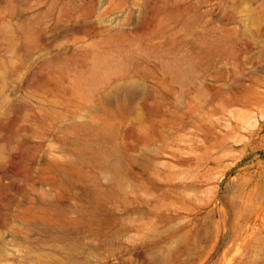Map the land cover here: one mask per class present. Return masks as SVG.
<instances>
[{
	"label": "rangeland",
	"instance_id": "1",
	"mask_svg": "<svg viewBox=\"0 0 264 264\" xmlns=\"http://www.w3.org/2000/svg\"><path fill=\"white\" fill-rule=\"evenodd\" d=\"M97 144L123 180L91 162ZM30 206L110 225L14 219ZM3 213L0 264L75 239L57 264H151L160 236L178 264H249L238 231L264 221V0H0Z\"/></svg>",
	"mask_w": 264,
	"mask_h": 264
},
{
	"label": "bare ground",
	"instance_id": "2",
	"mask_svg": "<svg viewBox=\"0 0 264 264\" xmlns=\"http://www.w3.org/2000/svg\"><path fill=\"white\" fill-rule=\"evenodd\" d=\"M75 126H76L75 127L76 130L82 131L86 126V122L85 121L76 122ZM100 132H103V134H105V133L107 134V131L105 132L104 130H100ZM97 146H99V149L97 148ZM94 148H95V151L91 157L92 158L91 162H96V164H98L101 168H103L102 169L103 170L102 172H104L103 174H106V176L112 182L114 180H117V181L123 180L124 177H123L122 168L118 165V163H115L110 159V156L112 157V155L116 153V150L112 149V150L107 151V150L100 148V145H98V144L96 146H94ZM94 148L91 147V149H94ZM58 167H59V169L64 168V166H58ZM71 173H72V175L80 176V172H79L78 168L74 169ZM67 177L71 178L69 176H67ZM114 187H111V188H113L112 190L114 191V194L119 195L120 192L122 194V190H121L122 188L121 187H118V188H114ZM90 191L93 192V189ZM94 192L95 193H102L103 189L102 188H95ZM13 217H14V219H19V221L21 220V221H24L26 223H29L32 220H39L40 222L45 224L47 227H52V226L64 227L67 225H69V226H81L82 224H94L96 221H98L99 226L95 227V231L97 233L102 230V227L104 225H107L106 223H108V225H110V218H111V216L109 218V217L97 216L96 214H93V215H90L89 217H85V218L80 217L78 219H70V217L65 213H60V214L54 215L52 212H45V211H41V210L37 211L32 206L19 208ZM13 217H10L9 215H7V213H3L0 215V218H1L2 223L4 225L8 224ZM256 217L257 218H255L253 220V224H255L258 219H260L262 222L259 223L260 225L258 227H252V232H251L250 238L247 237L248 233L246 234L247 231L244 229L247 226H250L248 228H251V226H253V224L250 222V219H246L244 221L245 223L241 224L240 229L238 231V237H239L238 239L242 240V242L238 243V244L245 246L247 248H250L252 250L253 259L251 262L248 261V262H250L249 264H264V234H262V232L260 231L264 225V221L262 219L261 213L257 214ZM238 228H239V226H238ZM63 236H66V233L56 234L55 238L56 239H60V238L62 239ZM168 238H169V236H166L165 238L160 236V239H157L158 244L155 245L156 247L151 252H149L151 264H178L175 261L178 258L181 249H179L177 246H175V247L172 246L170 243H165V241H167ZM177 240H178L177 241L178 243L185 242V244L187 246L190 243V238L186 234L181 235ZM79 245H80L79 239H75L69 243L58 242L56 244L58 254L52 253V252L47 251V250H38V251L34 250L27 257H28V260L32 264H57L61 261V259L59 257L60 254H64L66 256H69L70 253H73L74 251H77L78 249H80ZM174 250H177V253L175 252V254H174Z\"/></svg>",
	"mask_w": 264,
	"mask_h": 264
}]
</instances>
